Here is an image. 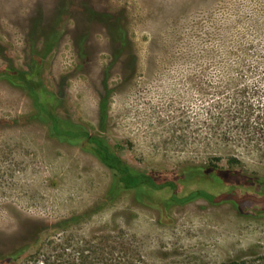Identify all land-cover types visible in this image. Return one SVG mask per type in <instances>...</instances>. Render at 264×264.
Returning <instances> with one entry per match:
<instances>
[{
    "label": "rangeland",
    "instance_id": "1",
    "mask_svg": "<svg viewBox=\"0 0 264 264\" xmlns=\"http://www.w3.org/2000/svg\"><path fill=\"white\" fill-rule=\"evenodd\" d=\"M0 72V264L264 255L263 190L233 187L264 156L231 122L264 109V0H0ZM51 114L177 193L125 189Z\"/></svg>",
    "mask_w": 264,
    "mask_h": 264
},
{
    "label": "trees",
    "instance_id": "2",
    "mask_svg": "<svg viewBox=\"0 0 264 264\" xmlns=\"http://www.w3.org/2000/svg\"><path fill=\"white\" fill-rule=\"evenodd\" d=\"M0 75H6L3 72H0ZM255 94V93H254ZM242 95L241 99H234L231 102L232 106L238 107L243 109V112L236 113L237 115L232 114L231 122L235 125L232 128H236L237 134H233L234 139H236L239 143H246L248 145H256L259 152L263 153L264 156V134H261L255 127V123L263 120L264 121V109H262L261 114L259 113L254 118V113L257 112V104L251 97H249L248 93L239 94ZM231 107V106H229ZM260 107V106H259ZM41 110H45L44 106H40ZM52 128L54 133L59 135H67L74 138H86L89 143L94 144V150L96 154L99 156L101 161L108 166L110 169L115 171L116 177L118 178L119 183L128 190L131 189H138L141 186H148L155 190H161L164 188H171L177 193V184L173 181H163L159 183L156 178L151 174H145L138 171L133 170L126 162L119 159L115 156L111 151L109 146L101 139L97 137L91 136L87 132H74L72 130H60L59 129V121L57 117L53 116ZM232 134V133H231ZM253 145V146H254ZM232 176H236L235 173ZM233 183V182H232ZM234 184V188L243 190L248 192L249 190L253 189H260L263 190L264 194V179H248L244 182H239L236 180ZM203 197L209 199L210 201L214 200V197L211 194H207L203 191H196L190 194H187L183 198L177 199L179 202L187 201L193 197ZM264 208V202H263ZM78 259H80L78 257ZM72 261V262H71ZM68 262L69 264L74 263L73 260ZM232 264H264V255H259L255 258H251L250 260H243L241 262H233Z\"/></svg>",
    "mask_w": 264,
    "mask_h": 264
}]
</instances>
